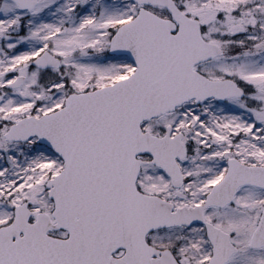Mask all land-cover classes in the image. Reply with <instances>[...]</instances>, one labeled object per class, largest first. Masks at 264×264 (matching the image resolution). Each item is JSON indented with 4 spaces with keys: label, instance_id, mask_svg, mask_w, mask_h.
Returning <instances> with one entry per match:
<instances>
[{
    "label": "rangeland",
    "instance_id": "1",
    "mask_svg": "<svg viewBox=\"0 0 264 264\" xmlns=\"http://www.w3.org/2000/svg\"><path fill=\"white\" fill-rule=\"evenodd\" d=\"M174 2L199 22L202 38L221 50L195 69L210 79L236 81L245 95L221 103L183 104L144 124L142 130L156 135L170 125L187 143L210 148L201 154L195 151L185 163L186 173H202L203 166L206 173H216L210 169L211 159L218 158L219 163L225 152L244 163L264 164V0ZM138 8L130 0H39L32 10L22 12L10 0H0V224L10 220L12 207L23 201L31 210H48L51 201L44 183L61 167L60 159L34 138L23 143L5 140L8 127L23 116L37 117L59 108L68 93L127 76L133 65L123 57H109L107 48L116 28L132 19ZM144 8L169 18L162 7ZM44 50L59 60L58 68L30 65ZM17 75L24 77L22 85L7 89ZM142 177L145 189H163L161 177L150 168L144 169ZM242 196L251 203L257 198L247 191ZM178 232H153L150 243L171 249Z\"/></svg>",
    "mask_w": 264,
    "mask_h": 264
},
{
    "label": "water",
    "instance_id": "2",
    "mask_svg": "<svg viewBox=\"0 0 264 264\" xmlns=\"http://www.w3.org/2000/svg\"><path fill=\"white\" fill-rule=\"evenodd\" d=\"M17 1L21 8H29L35 2ZM133 1L165 7L177 23L176 34H170L175 30V24L170 20L139 9L131 21L117 29L109 48L110 53L126 54L135 63L136 70L130 77L100 90L70 95L62 109L38 118H23L5 134L6 139L18 141L36 136L38 142L50 147L63 159V168L46 183L48 197L53 200L55 208L52 212L56 222L54 228L69 226L65 219L60 218L62 207L79 205L81 191L90 192L86 196L92 205L103 204L107 208L106 219L96 230L100 229V234L103 232L101 236L110 240L115 249L123 248L125 252L120 258H105L94 264L171 263V260L152 262L150 256L156 251L145 244L144 237L148 231L171 225L173 220L159 209L157 198L135 193L138 162L134 156L150 152L154 164L163 167L171 177L172 158L171 161L163 159L162 152L167 149L162 147V143L166 136L158 139L147 133L142 135L138 128L140 122L173 110L192 98L199 102L209 96L224 99L241 95L231 81L208 80L193 70L195 64L220 53L215 44L200 38L197 20L182 14L172 0ZM32 64L57 66L58 61L43 53ZM22 80V77L16 78L9 87L19 86ZM179 140L180 135L172 141L179 143ZM81 144L86 153L83 164L89 168L78 173L77 167L82 165L76 154L82 149H79ZM108 166L107 171L104 170ZM246 172L252 173L250 170ZM14 214L12 223L0 228V264H30L35 259L29 254L32 247L29 239L33 237L29 236V231L35 224L29 226L25 223L24 204L16 206ZM72 214L70 222L74 221L77 213ZM18 231L24 235L14 244L17 248L5 251L13 246L5 245L2 239H10ZM68 231V245L74 246L80 238V229L73 227ZM47 246L55 252L52 255L49 252L46 264H81L76 255L61 254L59 249L64 246L61 242L52 241ZM36 261V264H42L39 258Z\"/></svg>",
    "mask_w": 264,
    "mask_h": 264
},
{
    "label": "flooded vegetation",
    "instance_id": "3",
    "mask_svg": "<svg viewBox=\"0 0 264 264\" xmlns=\"http://www.w3.org/2000/svg\"><path fill=\"white\" fill-rule=\"evenodd\" d=\"M195 104L199 105V103ZM165 114L144 122L142 126L150 121L160 120ZM149 132L154 134V131ZM178 133L180 132L174 133L172 127L166 125L164 128L161 127L160 132L156 135H166L167 142L164 144L167 149L172 148V150L169 149L165 154L172 157L179 173V179L171 180L161 167L150 162V155L145 154L139 157L143 164L140 166L136 180L137 190L165 199L174 209L183 206H201L206 202V197L210 192H214V195L215 193L231 194V201L224 206L207 203L201 212V221L203 222H193L175 228L180 231L176 234L173 246L176 261L179 264H264V223L260 224L259 221L264 207V184H240L234 180L224 182L228 165L227 152L224 153V158L219 160V163L218 158L211 159L214 164L210 169L217 171L216 173H206L207 168L204 166L202 173H186L185 163L195 151L201 154L210 148L199 147L193 142L187 143L183 137L182 145H179L172 141ZM81 145L80 147H83V144ZM164 160L168 161L169 158ZM145 168H150L161 177L163 189H145V180L142 177ZM244 191L257 195L254 204L242 196ZM172 196H175V202L172 201ZM183 197L186 199L181 201ZM51 210L52 207H49L45 213L49 214ZM32 211L33 213L28 217L29 222L34 221L39 212ZM205 223L212 227L207 228ZM47 234L52 235L57 232L49 230ZM66 234L65 231H59V235L62 237ZM252 237H254V241L251 242ZM81 242L83 245L80 249L84 256L97 250L91 245L92 241L82 240ZM120 254L121 251H111L108 256L116 257Z\"/></svg>",
    "mask_w": 264,
    "mask_h": 264
}]
</instances>
